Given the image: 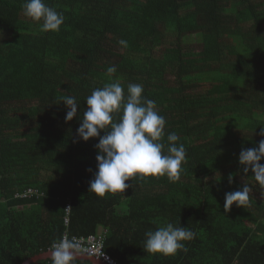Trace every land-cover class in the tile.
I'll list each match as a JSON object with an SVG mask.
<instances>
[{
	"label": "trees",
	"instance_id": "16d2710c",
	"mask_svg": "<svg viewBox=\"0 0 264 264\" xmlns=\"http://www.w3.org/2000/svg\"><path fill=\"white\" fill-rule=\"evenodd\" d=\"M23 3L0 0V264L103 232L119 264H264V185L238 162L264 138V0H45L65 16L58 32ZM111 82L125 93L142 84L156 102L186 149L178 181L137 176L124 193L89 191L98 138L76 137L62 98L75 96L82 118ZM243 185L250 205L225 212L224 194ZM169 222L195 233L187 250L146 252L145 233Z\"/></svg>",
	"mask_w": 264,
	"mask_h": 264
},
{
	"label": "clouds",
	"instance_id": "9594fccd",
	"mask_svg": "<svg viewBox=\"0 0 264 264\" xmlns=\"http://www.w3.org/2000/svg\"><path fill=\"white\" fill-rule=\"evenodd\" d=\"M23 14L33 21L40 22L41 30L58 32L65 21L62 12L45 3V0H24ZM121 46L127 47V41L120 40ZM110 66L107 72H116ZM142 84L131 83L124 86L119 82L106 83L96 88L86 98V108L81 118L80 104L75 96H65L62 103L66 108L65 122L76 117L80 123L76 137L84 142L98 138L96 149V169L89 182V191L99 196L107 192L124 193L132 185L126 181L137 176H167L178 181L186 162V149L178 143L175 132L165 133L166 120L159 114L156 102L143 96ZM119 114V119H116ZM104 133L101 135V133ZM264 137V129L258 133ZM166 136V143H165ZM166 149V151H165ZM264 138L250 148H242L238 162L244 173L249 171L255 180L264 185ZM233 177L229 175V184ZM251 188L243 185L236 191L224 194V211L250 205ZM195 233L186 226L166 223L155 231L145 233L144 250L148 253H160L165 256L186 251L185 242L194 239ZM77 245L69 239L54 243L50 252L53 264H73L77 257Z\"/></svg>",
	"mask_w": 264,
	"mask_h": 264
},
{
	"label": "built area",
	"instance_id": "2783aa9c",
	"mask_svg": "<svg viewBox=\"0 0 264 264\" xmlns=\"http://www.w3.org/2000/svg\"><path fill=\"white\" fill-rule=\"evenodd\" d=\"M29 196L38 193L36 190L29 189L27 191ZM69 206H67L68 209ZM105 232L103 234H96V235H89L87 237L76 238L72 237L69 238L67 235L62 236V239H69L74 244L77 245L75 249L76 252L84 253L86 255H90L97 260L102 261L105 264H119L114 258L110 257L104 250L103 240L105 238ZM61 239V240H62ZM59 243V242H58Z\"/></svg>",
	"mask_w": 264,
	"mask_h": 264
},
{
	"label": "water",
	"instance_id": "95a60500",
	"mask_svg": "<svg viewBox=\"0 0 264 264\" xmlns=\"http://www.w3.org/2000/svg\"><path fill=\"white\" fill-rule=\"evenodd\" d=\"M50 252H51V250H50L49 252L43 254V255H40V256L34 258L33 260H28V261H26V262H24V263H22V264H29L31 261H35V260H37V259H42V258L51 257V256H50ZM76 258H77V259L90 260V262H91L92 264H105V263H103L102 261L97 260L96 258H94V257H92V256H90V255H86V254H84V253H80V252H77V257H76Z\"/></svg>",
	"mask_w": 264,
	"mask_h": 264
}]
</instances>
